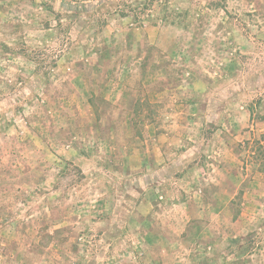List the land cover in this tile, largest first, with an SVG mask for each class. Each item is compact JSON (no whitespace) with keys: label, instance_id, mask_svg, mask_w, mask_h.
Instances as JSON below:
<instances>
[{"label":"rangeland","instance_id":"obj_1","mask_svg":"<svg viewBox=\"0 0 264 264\" xmlns=\"http://www.w3.org/2000/svg\"><path fill=\"white\" fill-rule=\"evenodd\" d=\"M122 1L0 0V188H9V197L0 205V264H114L115 256L116 262L134 263L145 256L143 249H130L137 235L132 223L138 197L134 193H144L134 178L137 173L123 178L121 193L113 191L116 181L110 182L115 193L111 202L124 191L127 204L122 212L103 206L108 181L102 186L99 176L86 186L82 177L84 169L105 173L95 140L96 135H109L112 119L123 121V135L126 124L134 133L132 115L117 110L119 103L132 111L136 101L147 102L153 112L142 106L152 115L146 120L159 123L173 121L177 107L186 109L183 123L195 126L188 130L190 141L207 161L203 169L193 165V158L173 165V174L185 170L189 176L169 180L167 186L191 193L192 221L224 223L220 251H234L237 264H242L240 253L248 249L231 242L233 231L226 225L237 218L244 225L264 220V196L257 194L264 190V0H157L146 12L150 21L142 25L119 15ZM127 1L135 7L139 0ZM71 5L78 9H67ZM168 12L176 24L161 20ZM111 78L116 80L102 85ZM93 87L103 93L94 95L95 113L109 110L115 118L91 115L86 92ZM94 118L96 124L103 119L99 129L93 127ZM218 127L220 136H227L226 131L235 141L242 161L238 167L213 164L219 159L209 134ZM83 149L90 150L91 157L74 156ZM248 164L253 170L250 185L245 180ZM205 172L211 179L201 203H213L218 186L227 191L221 197L224 209L210 210L208 218L196 210L198 195L193 192L202 187ZM40 174L49 176L42 186ZM214 176L219 180L215 188ZM249 205L257 209L250 211ZM151 218L166 216L160 211ZM117 220L126 223L123 234L130 243L112 253L105 250L103 238L122 236ZM113 221L116 227L109 226ZM246 245L250 253L264 252L260 239L247 240Z\"/></svg>","mask_w":264,"mask_h":264},{"label":"crops","instance_id":"obj_2","mask_svg":"<svg viewBox=\"0 0 264 264\" xmlns=\"http://www.w3.org/2000/svg\"><path fill=\"white\" fill-rule=\"evenodd\" d=\"M95 64L101 66L99 64V61H96ZM114 67L116 69H119L118 63H116V66ZM111 71H114V69H111ZM75 80L77 82L78 79L76 78ZM115 80L113 78H111L110 80L108 79L107 81L105 80L102 85H109L111 84V81ZM86 93V100L90 106L89 111L91 112V115L97 117V113H95V110H93L94 104L91 99L95 94H100L99 96H103V93L102 91L98 93L94 87L90 88L89 91L87 90ZM166 93L167 90L162 91L163 96ZM104 98L107 99V96H105V94ZM119 105H121V107H119L117 110L121 109L123 113L127 114V116H131L134 114L131 113V110L129 109L125 108L124 110V106H122V103H119ZM54 106L56 107V105ZM55 107L52 106V109L54 108V111H56ZM165 110L167 114V105L163 108L164 113ZM173 112L175 113L172 114V116L175 115V117H177L173 121L172 119H170V122H165L164 120H161L160 123L152 122L143 118L140 122L139 127H133V129L135 130L133 134L132 132L129 133V131H131V128L129 127L130 124H126L125 128L127 132L123 135V121L115 118L113 116V111L100 110L102 118L110 116L111 118L114 117L115 120L112 119V121L109 123V135H107V137L105 138L96 135V138H98L97 140H95L97 142L98 152L101 151L103 153L102 164L105 173L95 172V174L92 171L87 172L84 169L82 171V177L83 179H85V181H87L86 186H88L90 180L93 181L94 179H97V177L99 178V176L102 182L108 181L109 183H107L106 186L104 182L102 185L107 187L104 195L107 196V198L105 199L103 206H107L109 207V209L117 212L126 210L127 201L126 199H123L122 196L124 191L122 192V195L119 193L117 194L115 203L111 202L110 196L115 197V193L113 191L117 190L120 192L121 182L123 180H126L123 178H126V176H130L131 171H135V174L137 173V176H135L134 178L136 181H138V186H142L144 188V193L140 189V192L137 191L134 193L135 195L137 194L138 197L135 200V205L133 207V213L136 214L133 215L134 220L132 221V223L134 224L133 227L137 235L133 239L135 245L131 246L130 249L134 252L143 249L145 250V256L139 258L134 263L127 261L128 259L122 261L117 260L116 262L115 256V261L113 263L237 264L236 261L238 259L236 258L239 257H236L237 255H234V251L231 254L227 252L225 253V251H220L221 247L219 245V230L220 228H224V225H222L224 223H221L220 220L203 221L199 219L196 221H192L190 212H193V208L195 207L191 205L188 199V197H191V193H185L183 191H180L179 189L178 193L176 189H172L167 186V182L169 180L173 179V181L176 182L177 179L183 180L182 177L189 176L184 175V173L186 172L185 170L177 174H173L171 172V168L173 167V165H179L184 160L193 158V165H200L199 167L203 169V163L207 161L206 158H203L204 161L202 160L203 156L199 157L201 149H199L196 144H193L190 141L191 135L188 133V130H194L195 126L193 124L183 123L186 115L185 112H187L186 109H179V107H177V109H174ZM172 116L171 118H173ZM102 120L103 119L100 118L101 122H98L100 124H96L97 119L94 118L93 127H97L99 129L102 124ZM53 122V124H56L55 120H53ZM225 127L228 128L227 126ZM219 130L222 131V129L218 127L216 129H213V131L209 134L211 135L210 138L213 139V142L215 143V148H213L215 154L214 156L219 159V162H214L212 160L213 164L217 163L218 167H221V164H233V166L238 167L242 161L239 154L237 155V149H235V146H233V144H235V141L229 140L230 136L228 137L226 131H223V134L227 136H220L217 133ZM96 133L100 134L98 130H96ZM194 142L199 143V141L197 140H195ZM38 148H41V145H38ZM48 150L50 152V148ZM204 150L205 149H203V152H205ZM77 153L83 158L91 157V151L88 149L75 151L74 156ZM222 156H224V161ZM56 157H58L59 161L62 160V157L54 155L55 160ZM208 157H211V155H208ZM254 167L255 164L253 165V168ZM221 168H219L217 172H219ZM241 168L244 167L241 166ZM112 169L113 171H111ZM216 169L217 168H215V170ZM245 170L247 176L245 180H248L250 178L248 176L253 173V170L250 168L249 164L245 166ZM247 170L251 172L248 173ZM117 172L121 173L118 175ZM227 174V179L230 180V173ZM207 175L208 173H203L202 177L204 178V181L201 183L202 187H197L196 191H193L197 193L198 199H196V197L192 195L194 197V201L197 202V204L195 205L196 210L198 209V212H205L204 214L206 215V218H208L207 214L210 210L219 212L224 209V206L221 203V197L224 194H227V191L223 192L221 190V187L218 186V191L214 190L212 192L214 202L211 204H206L205 201L201 203L200 197H205V195H207V193L209 192L205 186L206 184H209V179H211V177ZM40 176V179H38V186H42L43 184L47 183V179L49 177L47 174H40ZM251 177L255 178V175H252ZM216 178V176L212 178L213 184ZM111 181H116V184H112L113 186H115V190L111 189ZM248 181L249 185L253 183V180L251 179H249ZM216 184L219 185V180L215 182L214 188L216 187ZM190 188L192 189V187ZM250 189L251 188L248 187L247 191H249ZM186 190L188 189H185V191ZM234 194H236V192H234ZM257 194L264 196V190L262 189L261 191L257 192ZM119 195H121L120 198L118 197ZM5 197H9V188H0V205L3 204L2 200H4L3 198ZM4 202L7 203L6 205H8L7 200ZM252 206L253 205H249L248 207L250 211H252V209H257L256 207ZM160 211L166 216V218H151V214ZM200 216L202 217L203 215L201 214ZM119 221L121 220H117V228H122V236L120 235V233L116 234V236H112L109 234L105 238H103V241H105L106 243L105 250L110 249L111 252L114 251L115 253L120 252V248H122L124 244L130 243V239L123 234L124 229H127L126 223H121ZM106 225L108 226V223H106ZM109 226L116 227L115 222L113 221ZM226 227L231 228L229 230L233 231V233L231 232L232 236H230V238L233 237V241L231 242L234 244H238L240 246V250L246 248L248 249L245 254L240 253V256H242V264H257V259H260L259 262H262L261 264H264V252H261L260 254H255L253 252L250 253V248H248V246L246 245L247 240L249 243H253V240L255 239H260L261 243H264V220L258 221L257 223L251 221L249 223L247 222L246 225H244V223L240 222L239 218H237L234 221H230L229 225H226ZM193 228H195L196 230L191 231V229ZM244 229L247 230L246 240L244 239L246 235L243 236ZM110 230H108L107 233ZM147 248L149 250L148 252L146 250ZM102 252L109 253L104 251V249ZM222 252H224L225 255H223ZM236 252H239V250L237 249ZM87 256H89L88 253L86 254V257ZM231 258H235L236 260L233 259L231 262H229Z\"/></svg>","mask_w":264,"mask_h":264},{"label":"trees","instance_id":"obj_3","mask_svg":"<svg viewBox=\"0 0 264 264\" xmlns=\"http://www.w3.org/2000/svg\"><path fill=\"white\" fill-rule=\"evenodd\" d=\"M157 0H144V1H141L139 0L137 3V6L133 7L130 5L129 1L127 0H123L121 3H120V7L118 10V13L121 17H126V16H131L132 20L134 22H136L138 25H142L144 23H146L147 21H150V18L149 16L147 15V10L148 9H151V6H153V4L156 2ZM141 3V5H139ZM67 9L69 10H77L78 7L77 6H69ZM176 10H179L177 9V6L175 5V7L173 8ZM176 14H178L176 12ZM169 17V12L164 15L162 17V21L163 22H166L167 24H176L177 20H174L173 18L170 20L168 19ZM92 102L93 104L95 105L96 104V98L93 97L92 99ZM100 102H102V100H100ZM143 105H148L147 102H139V101H136V103L133 105V108H132V111L131 113H134L131 117V126L132 128L134 127H139L140 126V122L142 121V119H151L152 118V115L151 113H148L147 110H144V108H142ZM149 106V105H148ZM149 109H150V106H149ZM97 112H98V109H97ZM150 112H153L151 109H150ZM102 115L100 114V112L97 113V117H101ZM236 217V215H235Z\"/></svg>","mask_w":264,"mask_h":264}]
</instances>
